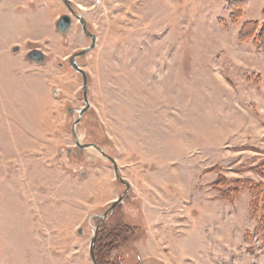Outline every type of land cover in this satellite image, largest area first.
I'll return each mask as SVG.
<instances>
[{"label":"rangeland","instance_id":"374dc122","mask_svg":"<svg viewBox=\"0 0 264 264\" xmlns=\"http://www.w3.org/2000/svg\"><path fill=\"white\" fill-rule=\"evenodd\" d=\"M69 1L75 132L128 191L72 136L78 20L0 0V264H93L96 228V264H264V0Z\"/></svg>","mask_w":264,"mask_h":264},{"label":"water","instance_id":"95a60500","mask_svg":"<svg viewBox=\"0 0 264 264\" xmlns=\"http://www.w3.org/2000/svg\"><path fill=\"white\" fill-rule=\"evenodd\" d=\"M61 1L66 6V8L70 12V14L74 18H76L78 20V23L81 26V30H82L83 35L85 37H87V38L90 39V45L88 47L84 48L81 51H78V52L73 53L68 58V64H69V66L76 73H78L80 75L81 79H82V87H81V90H82L83 101L85 103V107L82 108V109H79L77 111L78 118L74 121V123L72 125L71 132H72V136H73V138L75 140V145L79 149H84V148H93V149H95L100 154L101 157H103L104 159L108 160L112 164L115 178L118 181H122L121 178H120V176H119L118 168H117V165H116L114 159L112 157L106 155L104 153V151L101 148H99V146H97V145H94V144H80L79 143V140H78V137H77V134L75 132V126L80 122L83 113H85L90 108V105H89V102H88V99H87V89H88V85H87V75L84 72V70L77 65L76 59L77 58H80V57H84L90 51H92L94 49V47L96 45V36L88 31L86 22L83 19V17L79 16L78 14H76L71 9L70 1L69 0H61ZM70 26H71V17L68 16V15H62L57 20V22L55 24V28L61 34H65L68 31V29L70 28ZM13 51H17V49L14 48ZM26 59L28 61H31V62L33 61V62H36V63H39L40 64V63H42L44 61L45 56H44V53L42 51H40L39 49H34L33 51H30L26 55ZM126 191H128V185H126ZM122 200H123V194L120 197H118L117 199L113 200L111 202L110 206L108 207V209L102 215H99L98 217L100 219H105L106 216H107V214L110 213V212H112L113 209L115 208V206L117 204L121 203ZM96 231H97V228L95 229V231L93 233V237L91 238L90 245H89V253H90L91 261H92L93 264H96V261H95V258H94V251H93L94 243H95V238H96Z\"/></svg>","mask_w":264,"mask_h":264},{"label":"flooded vegetation","instance_id":"af4514ba","mask_svg":"<svg viewBox=\"0 0 264 264\" xmlns=\"http://www.w3.org/2000/svg\"><path fill=\"white\" fill-rule=\"evenodd\" d=\"M89 39V38H88ZM90 40V39H89ZM34 50V49H33ZM33 50H29L27 53H26V55L30 52V51H33ZM33 62V61H32ZM77 118H78V116H77ZM82 118V117H81ZM100 148V147H99ZM122 181H119V182H121L122 184H124L125 185V190H126V183L125 182H123V179H121ZM123 195H125L124 193H123Z\"/></svg>","mask_w":264,"mask_h":264}]
</instances>
